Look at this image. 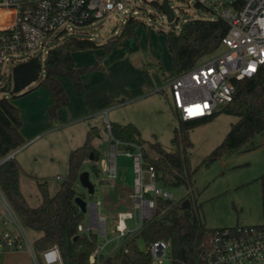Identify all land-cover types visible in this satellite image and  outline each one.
Listing matches in <instances>:
<instances>
[{
	"label": "rangeland",
	"instance_id": "rangeland-1",
	"mask_svg": "<svg viewBox=\"0 0 264 264\" xmlns=\"http://www.w3.org/2000/svg\"><path fill=\"white\" fill-rule=\"evenodd\" d=\"M162 2L163 0H127L125 12L112 11L94 24L82 26L67 24L64 27L69 32L62 33L61 30L56 32L47 39L48 45L43 49L7 55L2 67L0 98H13L12 72L18 63L31 57H39L44 66L48 50L55 43L60 44L71 37H78L105 44L118 38L130 17L140 20L134 36L123 38L109 53L105 54L104 48H97L81 51L75 56L78 64L91 66L97 62L103 63V69H95L103 73V93L109 95L107 100L103 98V103H106L103 104V111L92 114L82 121L63 123L60 119L55 129L41 133L16 153L22 165L19 174L20 189L32 207L42 204L37 181L46 179L50 194H54L67 175L70 152L84 144L91 127H98L101 130V136L93 141L98 151L94 163L101 166L102 160L103 163L107 162L110 134L105 129L106 119L111 123L136 125L141 134L137 145L144 147L153 158L157 155L147 145L150 142L160 143L169 152L175 150L172 140L180 114L173 107L168 80L165 81L156 68L151 66L156 82H159L153 91L138 94L139 97L134 95L127 97L128 94L124 90L128 87H137L146 81L143 70L149 66L148 63H160L165 70H170L172 57L168 51L165 33L178 32L187 20L201 17L211 19L214 15L197 7L196 0H169V6L176 17L169 23L163 11L155 5L156 3L162 5ZM205 60L206 58L202 61ZM44 77L45 71L42 69L39 80L15 93L13 101L18 103L23 111L33 107L34 111L39 112L44 108L45 98L33 97L34 94L47 92L39 86ZM236 121L235 116L220 114L210 123L193 128L188 134L192 143L188 148L190 162L193 168L198 167L194 176V187L199 192L197 202L202 204L205 222L212 229L263 224L264 134L255 137L254 143L257 147L254 149L242 147L232 153L222 154L215 161H209L212 152L223 142L232 123ZM127 151L128 149L123 146L119 148L116 157V179L110 180L101 173L94 174L91 161L85 162L82 168L83 171L90 173V180L95 184L94 199L100 202V212L108 220L106 238L95 231L99 244L112 239L105 253L112 252L117 245L114 240L116 236L114 225L118 213L131 210L130 194L134 186L135 173L133 159L125 154ZM76 187L79 191H84L79 185ZM171 192L174 200H182L185 195L178 189H172ZM86 220L87 218L84 222ZM8 228L15 234L18 233L15 227ZM27 233L29 238L34 240L36 235L29 231ZM140 247L144 249L145 244L140 242ZM0 264L36 263L27 251H13L0 252ZM165 264H171V261Z\"/></svg>",
	"mask_w": 264,
	"mask_h": 264
},
{
	"label": "trees",
	"instance_id": "trees-1",
	"mask_svg": "<svg viewBox=\"0 0 264 264\" xmlns=\"http://www.w3.org/2000/svg\"><path fill=\"white\" fill-rule=\"evenodd\" d=\"M155 5L162 10L161 4ZM196 5L204 9L198 2ZM139 23L140 20L130 17L118 38L105 44L71 37L49 48L44 61L45 77L39 86L45 88L52 97L53 104L49 107V114L53 120L58 119V112L69 104L60 78L71 79L77 94L81 96L84 93L83 74L101 68L98 62L92 67L77 68L73 54L97 48H104L105 54L109 53L123 38L134 36ZM228 28V24L219 17L187 20L178 32L165 33L172 57L170 73L166 74L160 63L149 65L154 66L165 81L176 78L203 59L219 52ZM234 85L232 101L222 106L213 116L188 121L179 118L172 140L174 151H167L158 142H150L147 145L157 155L153 158L143 148L145 162L158 171L161 185L170 189L184 186L186 193L182 200L157 197L153 217L145 221L139 233L126 237L113 255L103 257L102 264H152L150 253L146 248L140 247V242L149 245L156 240L170 242L171 264H201L204 261L214 228L207 226L202 204L197 202L199 192L194 187V176L198 167L193 168L190 162L188 148L192 143L189 131L210 123L220 114L237 118L223 142L212 152L210 162L224 153H232L242 147L256 148L255 137L264 134V65L256 75L235 80ZM12 94L14 98L15 93ZM13 98H0V161L25 144L21 133L20 110L13 103ZM111 134L123 142L137 143L141 139L139 129L131 123H111ZM100 136L101 130L91 127L84 144L70 152L67 175L54 194H50L46 179L37 181L42 198V204L37 207L29 205L21 192L19 174L22 168L18 161L13 158L0 164V189L23 227L36 235L33 240L35 249L39 252L56 245L64 264H90L89 257L98 243L95 235L78 231V225L85 220L86 214L77 206L75 199L83 196L76 185L84 163L91 161L93 173H100L94 163L98 151L93 144L94 139ZM94 198L90 197L91 200H95ZM185 201L190 202L189 207L183 206ZM262 210L263 224L260 226L264 227V190ZM126 249L128 252H125Z\"/></svg>",
	"mask_w": 264,
	"mask_h": 264
},
{
	"label": "built area",
	"instance_id": "built-area-1",
	"mask_svg": "<svg viewBox=\"0 0 264 264\" xmlns=\"http://www.w3.org/2000/svg\"><path fill=\"white\" fill-rule=\"evenodd\" d=\"M127 0H0V82L2 67L7 55L43 49L47 39L60 31L69 32L67 24H94L112 11H126ZM214 17L228 24L222 39L221 50L190 70L168 81L173 107L180 119L200 120L213 116L222 106L232 101L235 80L256 75L264 65V0H196ZM32 58V57H31ZM105 127L110 134L107 162L97 166L108 179L117 178L116 157L121 146L132 157L134 186L130 194L131 210L118 213L114 225L117 242L114 250L126 237L139 233L146 220L153 217L156 198L173 199L172 189L161 185L159 173L145 162L143 148L137 143L123 142L111 134V122ZM130 150V151H129ZM16 151L0 161L15 158ZM63 180V179H62ZM77 185L80 186L79 182ZM81 187V186H80ZM82 188V187H81ZM83 189V188H82ZM174 189L186 193L184 186ZM87 201L86 222L78 225V231L95 235V231L107 237V217L100 212V202ZM85 218V219H86ZM18 229L15 234L8 227ZM112 241L96 244L89 257L90 264H102L107 256L106 247ZM152 264H165L171 258V244L156 240L145 244ZM113 250V251H114ZM27 251L36 264H64L59 248L55 245L37 251L27 230L21 224L13 208L0 189V252ZM125 252H128L126 249ZM201 264H264V227L234 226L212 231L205 259Z\"/></svg>",
	"mask_w": 264,
	"mask_h": 264
},
{
	"label": "crops",
	"instance_id": "crops-1",
	"mask_svg": "<svg viewBox=\"0 0 264 264\" xmlns=\"http://www.w3.org/2000/svg\"><path fill=\"white\" fill-rule=\"evenodd\" d=\"M80 52L81 51L75 52L73 54V58H74L75 65L77 68L92 67L96 64L95 63L90 66L88 64L83 65V64L76 63L75 56L79 55ZM148 64H153V63H148ZM149 66H147V68L143 70L144 71L143 75L146 77L145 82L140 83L137 87L136 86L128 87L126 90H124L127 92L126 94H128L127 97H130L133 95L136 97H139L145 92L148 93V92L153 91V89L156 88V86L159 84V82H156L155 74L152 73V67L151 66L149 67ZM100 69H103L102 62H101ZM170 70L169 71L165 70L166 74H169ZM100 72H101L100 70L99 71L93 70V71H89L83 74L82 81H83V86H84V93L81 96L77 94L74 84L71 79L66 78V77L60 78V82L65 92L68 95L69 104L58 112V119L56 120H53L50 117L49 107L53 104V100H52L51 95L45 88L44 89L47 92H41L40 94H34L33 96V97L43 96L45 98L44 108L40 110L39 112L34 111L33 107L23 111L21 107L19 106V104L13 101V103L20 110V116L22 120L21 133L25 139V144L23 146L34 141L37 137H39L41 133H45L52 129H55L56 124L58 123L60 119H62L61 122L63 123L76 122V121H82L88 118V116L92 114H95V113L97 114V113L102 112L103 104H106L105 102L103 103V98H106L107 100L109 98V95L103 93V73H100ZM154 81L156 83H154ZM131 92L132 94H130ZM33 99L31 101H33ZM22 147L17 149L16 153ZM15 159L18 161V163L20 164L22 168V165L20 163L21 161L20 159L17 158L16 154H15ZM113 250L110 253L108 252L107 256H111L117 251V250L116 251L115 250L113 251Z\"/></svg>",
	"mask_w": 264,
	"mask_h": 264
},
{
	"label": "water",
	"instance_id": "water-1",
	"mask_svg": "<svg viewBox=\"0 0 264 264\" xmlns=\"http://www.w3.org/2000/svg\"><path fill=\"white\" fill-rule=\"evenodd\" d=\"M162 11L169 23L173 22L176 17L169 6V0H163L162 2ZM44 66H42L39 57H32L27 61H23L14 66L12 72V81H13V93H18L36 82L40 78V74ZM80 186L87 190L88 195L94 196L95 194V184L90 180V173L88 171H83L78 178ZM75 203L80 208V210L86 214L87 213V201L84 200L81 196H77ZM183 206L189 207L190 202L185 201Z\"/></svg>",
	"mask_w": 264,
	"mask_h": 264
}]
</instances>
